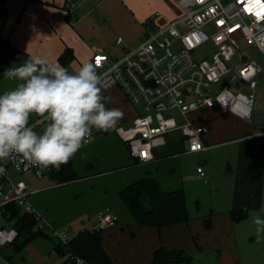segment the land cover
Returning a JSON list of instances; mask_svg holds the SVG:
<instances>
[{
    "label": "built area",
    "instance_id": "obj_1",
    "mask_svg": "<svg viewBox=\"0 0 264 264\" xmlns=\"http://www.w3.org/2000/svg\"><path fill=\"white\" fill-rule=\"evenodd\" d=\"M174 2L181 11L178 17L158 26L153 23L156 13L148 19L136 46L125 49L119 57L96 50L90 60L100 77L106 107L112 108L113 90H119L123 100L133 107L132 115L122 117L113 130L128 145L130 156L140 163L152 160L153 150L174 133L184 138L183 153L204 151L211 146L204 140L210 129L208 120L200 115L190 118L189 114L215 109L237 120L251 119L257 94L264 95V0L258 4L256 0ZM122 42L118 37L116 43ZM203 47L208 50L201 57L196 52ZM245 48H249L251 57H242L241 62L231 65L236 53ZM225 77L228 80L220 86ZM173 110L184 116L183 122L176 120ZM41 120L36 115L30 120L38 132L44 127ZM102 131L94 129L90 142L79 151L90 146ZM0 168L4 169L0 173V247L12 243L17 236L13 221L8 222L4 214L10 204L34 214L37 229L45 230L58 243H67L71 236L66 230L46 221L29 202V196L37 190L14 181L7 172L12 168L41 178L54 168L31 165L22 156L0 160ZM197 172L203 174L199 167ZM97 219V228L116 222L108 209L100 211ZM73 260L75 264H87L79 257ZM0 264L12 262L0 252Z\"/></svg>",
    "mask_w": 264,
    "mask_h": 264
},
{
    "label": "rangeland",
    "instance_id": "obj_2",
    "mask_svg": "<svg viewBox=\"0 0 264 264\" xmlns=\"http://www.w3.org/2000/svg\"><path fill=\"white\" fill-rule=\"evenodd\" d=\"M89 2L90 0L87 3ZM74 20L73 13L66 19L70 26L74 24ZM210 30H213L212 26ZM111 32L115 38L118 35L122 36L121 26L118 24ZM119 48L118 45H111L106 52L112 57H119L123 53V51L120 53ZM207 50V47L200 48L196 54L202 57ZM242 57H251L249 48L237 52L231 65L241 62ZM82 64V61L76 60L65 68L75 72ZM227 80L228 77H225L220 86ZM14 87L15 82L6 79L3 73L0 77V94ZM262 98L264 95L258 93L254 111L264 109ZM116 106L123 116L131 112L129 105H123L120 96H117ZM171 114L178 122L184 121V116L178 110L171 111ZM244 123H248L249 126L256 124L254 119ZM244 123L235 121L227 115L219 116L217 120L208 122L210 130L206 141L211 145L209 148L198 153H179L185 146V141H178L179 151L166 150L165 146L159 149V152L164 149L165 154L170 151L178 152L177 154L168 155L149 166L142 164L132 166V160L126 154V143L119 139L113 129L102 131L97 134L90 146L73 157L74 168L81 178L67 183L60 184L49 175L37 178L31 172L18 173L12 168H8L7 172L14 181H22L28 189L37 190L28 198L31 205L54 225L64 228L71 237L78 229L91 227L93 224L98 226V210L105 207L117 213L118 223L125 226L130 216L121 205L117 192L140 177L153 176L165 189L184 190L191 220L211 215L212 221L216 222V228H219L216 231L227 233L225 246L230 254L237 258V264H262L264 234L257 235L251 214L256 213L264 218V142L257 146L259 153L256 156L259 159L256 164V175H260V188L257 189L254 185L246 189L241 185L243 190L235 192V186L239 184L235 178L240 169L242 170V167H237L239 146L235 139L245 135L237 130L239 126L244 127ZM179 136H181L179 133L169 134L166 139L173 143ZM198 167L201 168L202 175L197 173ZM233 210L236 211L233 213L235 218L232 216ZM228 215H231V220ZM229 238L233 241L235 255L232 253L233 247L228 242ZM9 249V244L0 247V251H6L8 254ZM24 250L27 252L25 261L22 263L20 257L14 254L11 258L12 264H49V260L53 261L52 242L47 238L38 237L32 240ZM192 258V264L210 262L203 256Z\"/></svg>",
    "mask_w": 264,
    "mask_h": 264
},
{
    "label": "crops",
    "instance_id": "obj_3",
    "mask_svg": "<svg viewBox=\"0 0 264 264\" xmlns=\"http://www.w3.org/2000/svg\"><path fill=\"white\" fill-rule=\"evenodd\" d=\"M71 1L73 5L70 0H6L7 18L2 34L18 50L30 57L46 59L51 65H60L58 56L66 47L73 51L75 57L71 63L80 60L84 64L90 62L96 50L106 52L111 45H118L121 53L136 46L144 35L146 23L153 12L158 13L153 21L158 26L166 25L181 14L174 0H90L89 3V0ZM68 13H73L75 18L72 26L66 21ZM116 24L121 26L122 36L115 38L111 30ZM118 37L123 39L121 44L116 43ZM112 96V108L113 105L117 107V96L121 97L123 105H129L123 100L119 90H113ZM132 108L130 106V114L133 112ZM199 115L208 122H213L222 115L243 123L250 120H237L233 115L223 114L215 109L191 113L189 117L197 118ZM251 119H254L255 125L244 123V127L239 126L237 129L245 133L244 136H257L249 140L235 139L239 146L237 167H242L240 173L238 172L239 176L237 174L235 178L239 181L235 192L243 190V187L250 189L255 185L259 189L261 186L260 175H256V164L259 161L256 156L259 145L264 142V109L254 111ZM206 136L205 143L209 144ZM210 216L196 220L190 218L188 223L161 228L124 226L116 222L102 228V245L112 264H152L153 253L160 247L166 250H184L191 257L203 256L210 261L208 264H237V258L225 246L227 233L216 231L219 228H216V222ZM228 216L231 220V215ZM207 219H210V227L204 225ZM93 227L94 224L91 227L86 226ZM228 242L235 255L232 239L229 238ZM51 252L53 261L49 260V264H62L64 259L54 252L53 244ZM26 254L23 250L15 256H19L23 263Z\"/></svg>",
    "mask_w": 264,
    "mask_h": 264
},
{
    "label": "clouds",
    "instance_id": "obj_4",
    "mask_svg": "<svg viewBox=\"0 0 264 264\" xmlns=\"http://www.w3.org/2000/svg\"><path fill=\"white\" fill-rule=\"evenodd\" d=\"M4 77L15 87L0 94V160L22 156L31 165L59 171L90 142L94 129H114L123 116L119 109L106 107L91 62L70 72L30 57L5 70ZM33 115L42 118V131L30 124ZM251 215L257 235L264 234V218Z\"/></svg>",
    "mask_w": 264,
    "mask_h": 264
},
{
    "label": "trees",
    "instance_id": "obj_5",
    "mask_svg": "<svg viewBox=\"0 0 264 264\" xmlns=\"http://www.w3.org/2000/svg\"><path fill=\"white\" fill-rule=\"evenodd\" d=\"M70 14L71 13H68V18ZM6 18V0H0V77L3 75L5 69L15 67L16 65L19 66L30 58L29 55L15 48L8 38L3 36L2 31ZM74 59L73 51L69 47H66L59 55L58 62L61 66L66 67ZM182 140L184 141L182 136H179L173 143L170 139H167L164 145L156 147L153 150V158L147 163H140L138 160L132 158L129 154V147L127 144L126 154L128 158L132 160V166L141 164L149 166L168 155L178 153H172L170 151L165 154L164 149L162 152H159L160 147L165 146L166 150L173 149L179 151L180 143L178 141ZM183 150L184 147L180 149L179 153H182ZM49 176L57 180L60 184L81 178L78 177L77 171L74 168L73 158L67 164L62 165L59 171L54 168ZM117 196L121 205L130 216L129 221H127L125 225L161 228L163 226L178 223H188L190 220L186 207L184 190L165 189L157 178L150 175L140 177L129 183L117 192ZM4 209L6 220L8 222L13 221L12 226L17 231L15 240L9 244L10 254L6 251H0L9 260H11L14 254L22 252L32 240L43 237L52 242L54 252L60 258L64 259L62 264H75L73 260L75 257L82 258L87 264H112L110 257L102 245V228H97V226L93 228L84 227L70 237L67 243L61 244L54 240L45 230L37 229V222L34 214L23 212L15 204L7 205ZM105 209H108L116 217V222L118 223L119 216L117 213L113 212L111 208H102L98 210V213ZM235 212V210L232 211L233 218L236 217L233 214ZM43 218L57 227L44 216ZM210 223V219L204 221L206 227H210ZM191 262L192 257L186 251L166 250L163 247L158 248L153 253L152 258V264H191Z\"/></svg>",
    "mask_w": 264,
    "mask_h": 264
},
{
    "label": "snow or ice",
    "instance_id": "obj_6",
    "mask_svg": "<svg viewBox=\"0 0 264 264\" xmlns=\"http://www.w3.org/2000/svg\"><path fill=\"white\" fill-rule=\"evenodd\" d=\"M256 3L258 4L259 3V0H256ZM258 15H259V13H258Z\"/></svg>",
    "mask_w": 264,
    "mask_h": 264
}]
</instances>
